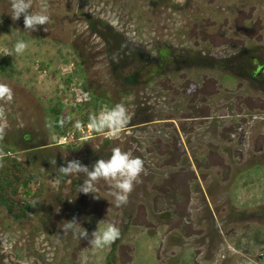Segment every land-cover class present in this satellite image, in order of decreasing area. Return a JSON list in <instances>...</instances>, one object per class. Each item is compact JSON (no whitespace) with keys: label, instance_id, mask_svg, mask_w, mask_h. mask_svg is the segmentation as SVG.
Listing matches in <instances>:
<instances>
[{"label":"rangeland","instance_id":"rangeland-1","mask_svg":"<svg viewBox=\"0 0 264 264\" xmlns=\"http://www.w3.org/2000/svg\"><path fill=\"white\" fill-rule=\"evenodd\" d=\"M42 7L49 22L30 33L0 0V49L28 44L0 52V83L14 93L0 101V154L43 185L23 223L0 208V264H235L230 248L264 254V0H32L30 11ZM116 104L131 114L119 137L87 127L90 113ZM114 147L144 161L126 204L103 180L85 195L83 174L58 172L73 159L91 168ZM73 218L88 239L62 231ZM109 223L120 237L94 248L91 233Z\"/></svg>","mask_w":264,"mask_h":264},{"label":"clouds","instance_id":"clouds-1","mask_svg":"<svg viewBox=\"0 0 264 264\" xmlns=\"http://www.w3.org/2000/svg\"><path fill=\"white\" fill-rule=\"evenodd\" d=\"M11 19L16 21L23 17L24 29L27 32L37 31L38 26L47 25L49 15L46 14V8L32 12V0H10ZM47 31L46 28L43 29ZM28 48V44L23 41H17L12 48L4 47L0 49L3 56L21 55ZM14 93L12 88L0 83V101L10 103L13 100ZM71 120V117H67ZM131 120V114L123 104H116L112 108L102 109L98 114L90 113L87 127L95 133L106 135L108 138L119 137L126 129ZM65 119L60 120V124L65 123ZM77 129L83 127L81 121H76L74 125ZM7 117L4 107L0 106V141L7 134ZM55 165V159L49 161ZM145 171L144 161L140 157H135L131 152L122 151L119 147H114L108 159H98L89 168L83 165L79 160L73 159L67 161L66 165L58 168V172L64 176L83 174L86 179L77 188V191L87 194H94L97 191L96 185L103 180L112 191L110 195L114 198L116 206L127 203L128 195L133 191L134 185L140 182L141 174ZM59 183V180H57ZM62 231H71L79 239H88L89 233L81 227L76 218L65 221L62 225ZM120 237V229L114 224H107L102 230H95L91 233V239L88 243L96 249H103L110 246Z\"/></svg>","mask_w":264,"mask_h":264},{"label":"trees","instance_id":"trees-1","mask_svg":"<svg viewBox=\"0 0 264 264\" xmlns=\"http://www.w3.org/2000/svg\"><path fill=\"white\" fill-rule=\"evenodd\" d=\"M5 71V59L2 58L0 75L7 76ZM60 118L55 117V121L59 123ZM7 153L0 154V208L14 223L21 224L34 213L43 194V185L34 188L36 174L26 163L8 156Z\"/></svg>","mask_w":264,"mask_h":264},{"label":"built area","instance_id":"built-area-1","mask_svg":"<svg viewBox=\"0 0 264 264\" xmlns=\"http://www.w3.org/2000/svg\"><path fill=\"white\" fill-rule=\"evenodd\" d=\"M65 140V138H64ZM231 255L237 258L235 264H264V254H255V255H245L244 253H240V251H236L230 248Z\"/></svg>","mask_w":264,"mask_h":264},{"label":"flooded vegetation","instance_id":"flooded-vegetation-1","mask_svg":"<svg viewBox=\"0 0 264 264\" xmlns=\"http://www.w3.org/2000/svg\"><path fill=\"white\" fill-rule=\"evenodd\" d=\"M261 73H262V71L259 72V73H257L256 77L258 78V77L260 76Z\"/></svg>","mask_w":264,"mask_h":264}]
</instances>
